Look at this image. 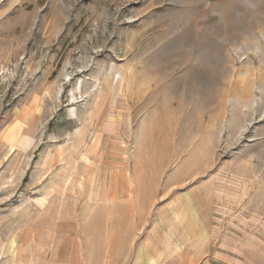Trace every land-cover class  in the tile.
I'll list each match as a JSON object with an SVG mask.
<instances>
[{
    "label": "rangeland",
    "instance_id": "1",
    "mask_svg": "<svg viewBox=\"0 0 264 264\" xmlns=\"http://www.w3.org/2000/svg\"><path fill=\"white\" fill-rule=\"evenodd\" d=\"M40 238L264 264V0H0V264Z\"/></svg>",
    "mask_w": 264,
    "mask_h": 264
},
{
    "label": "crops",
    "instance_id": "2",
    "mask_svg": "<svg viewBox=\"0 0 264 264\" xmlns=\"http://www.w3.org/2000/svg\"><path fill=\"white\" fill-rule=\"evenodd\" d=\"M46 242H44L41 238L38 239L37 244L33 247L29 261H23L19 264H70L69 261L65 260L58 261L57 259H55L51 261V258L48 259L50 253H53L54 250L52 247H50L49 249L46 248Z\"/></svg>",
    "mask_w": 264,
    "mask_h": 264
},
{
    "label": "bare ground",
    "instance_id": "3",
    "mask_svg": "<svg viewBox=\"0 0 264 264\" xmlns=\"http://www.w3.org/2000/svg\"><path fill=\"white\" fill-rule=\"evenodd\" d=\"M106 81H107V83H105V84H108L109 83L108 77H107ZM78 131H81V128ZM95 139H96L95 144H93V148L91 149V151H94L96 149V147L98 146V139H100V136H98V134H97Z\"/></svg>",
    "mask_w": 264,
    "mask_h": 264
}]
</instances>
